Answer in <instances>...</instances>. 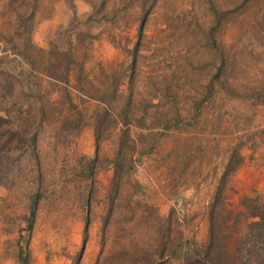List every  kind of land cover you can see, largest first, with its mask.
I'll return each instance as SVG.
<instances>
[{"label": "rangeland", "instance_id": "374dc122", "mask_svg": "<svg viewBox=\"0 0 264 264\" xmlns=\"http://www.w3.org/2000/svg\"><path fill=\"white\" fill-rule=\"evenodd\" d=\"M209 1L0 0V264H184L235 149L264 202V0H211L221 57Z\"/></svg>", "mask_w": 264, "mask_h": 264}, {"label": "trees", "instance_id": "16d2710c", "mask_svg": "<svg viewBox=\"0 0 264 264\" xmlns=\"http://www.w3.org/2000/svg\"><path fill=\"white\" fill-rule=\"evenodd\" d=\"M249 0H243L242 3ZM209 6L213 14V20L209 27L207 34V41L210 43L218 56L221 57L223 53L222 47L217 43L214 33L219 30L224 20L229 14L233 13L237 8H241L242 5L231 9H220L211 0ZM141 31H139L140 35ZM220 66L215 76L216 80H219L220 73L226 65L223 60L220 61ZM67 74L63 76V80H67ZM216 80L211 79L209 90L213 86V82ZM212 94V91H209ZM235 95V94H233ZM250 98H264V91H258L250 95ZM237 149L233 151L229 163L227 164L225 171L221 179V187L225 180L233 174L234 168L232 164L235 161V165L241 164V159L237 158ZM118 166V164H117ZM219 189V193L215 196L214 202L209 207L208 213V239L202 246L201 250H195L191 254H187L184 257V264H264V202H260L257 199L245 198L241 202L243 211L233 212L224 208L223 203L220 201V193L222 189ZM38 206V197L31 199L30 214L27 219V229L30 230L34 223L36 210ZM249 219H253L251 222H247ZM242 222H247V230L243 238L236 241V245L233 249L229 248V242L233 238V234H239L240 225ZM161 256V255H160ZM19 260L22 264H26L27 261L23 257V251L20 249ZM157 264H169L168 262H160Z\"/></svg>", "mask_w": 264, "mask_h": 264}]
</instances>
